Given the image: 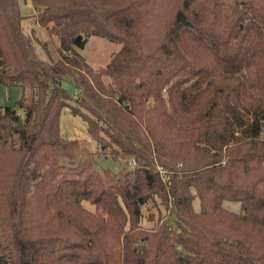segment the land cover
<instances>
[{
  "label": "trees",
  "instance_id": "trees-1",
  "mask_svg": "<svg viewBox=\"0 0 264 264\" xmlns=\"http://www.w3.org/2000/svg\"><path fill=\"white\" fill-rule=\"evenodd\" d=\"M30 1L60 44L0 0V264H264V0ZM93 36L121 44L99 70ZM66 108L135 169L98 170Z\"/></svg>",
  "mask_w": 264,
  "mask_h": 264
},
{
  "label": "rangeland",
  "instance_id": "rangeland-1",
  "mask_svg": "<svg viewBox=\"0 0 264 264\" xmlns=\"http://www.w3.org/2000/svg\"><path fill=\"white\" fill-rule=\"evenodd\" d=\"M21 15L23 17L24 31L37 38L39 42L36 43L37 53L41 59H48V55L43 48V44L47 43L49 50L56 55V49L59 47V33L51 26L46 29L42 24L35 23L34 9L30 0H19ZM121 44H112L103 37L93 36L85 43L84 48L79 50L86 58L87 62L95 70H99L104 67L113 57V55L120 49ZM64 86L74 91L73 87L69 83H64ZM22 96V88L20 87H5L0 85V113L4 107L11 106L16 111L23 115L24 112L18 108L15 104ZM78 94L73 95L74 104L78 98ZM60 130L62 135L68 140H78L83 147H86L92 152H98L96 159L98 161L97 169H111L113 171H119L120 169L127 167L129 169H135L132 161L133 157H118L114 158L112 154V147L106 150H101L97 142L90 136L87 131V124L81 116L74 114L71 109L66 108L63 110L60 121ZM100 151V152H99ZM233 210L239 211V203H227ZM145 224H148L144 222Z\"/></svg>",
  "mask_w": 264,
  "mask_h": 264
},
{
  "label": "built area",
  "instance_id": "built-area-1",
  "mask_svg": "<svg viewBox=\"0 0 264 264\" xmlns=\"http://www.w3.org/2000/svg\"><path fill=\"white\" fill-rule=\"evenodd\" d=\"M132 163H133L134 167H136L137 163H136V161H135L134 159H133ZM157 170H158L159 173L161 174L162 179L166 182V181H167V178L165 177V173H166V172H165V171L163 170V168L160 167V166H157Z\"/></svg>",
  "mask_w": 264,
  "mask_h": 264
},
{
  "label": "water",
  "instance_id": "water-1",
  "mask_svg": "<svg viewBox=\"0 0 264 264\" xmlns=\"http://www.w3.org/2000/svg\"><path fill=\"white\" fill-rule=\"evenodd\" d=\"M82 39V36H78L77 41L79 42Z\"/></svg>",
  "mask_w": 264,
  "mask_h": 264
}]
</instances>
